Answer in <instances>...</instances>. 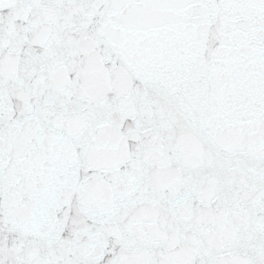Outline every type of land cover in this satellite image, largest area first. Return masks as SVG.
I'll use <instances>...</instances> for the list:
<instances>
[{
  "label": "snow or ice",
  "instance_id": "1",
  "mask_svg": "<svg viewBox=\"0 0 264 264\" xmlns=\"http://www.w3.org/2000/svg\"><path fill=\"white\" fill-rule=\"evenodd\" d=\"M0 264H264V0H0Z\"/></svg>",
  "mask_w": 264,
  "mask_h": 264
}]
</instances>
